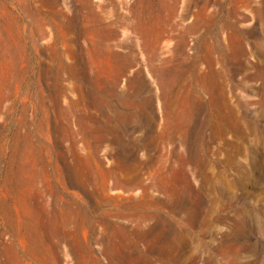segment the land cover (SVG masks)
<instances>
[{"label":"rangeland","instance_id":"374dc122","mask_svg":"<svg viewBox=\"0 0 264 264\" xmlns=\"http://www.w3.org/2000/svg\"><path fill=\"white\" fill-rule=\"evenodd\" d=\"M0 264H264V0H0Z\"/></svg>","mask_w":264,"mask_h":264}]
</instances>
